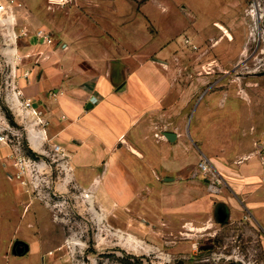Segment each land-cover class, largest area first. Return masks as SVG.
Returning a JSON list of instances; mask_svg holds the SVG:
<instances>
[{
	"label": "rangeland",
	"instance_id": "obj_1",
	"mask_svg": "<svg viewBox=\"0 0 264 264\" xmlns=\"http://www.w3.org/2000/svg\"><path fill=\"white\" fill-rule=\"evenodd\" d=\"M0 1V126L14 139L0 146V250L9 257L0 264H264V189L242 204L223 180L212 190L198 164L193 186L170 185L153 170L156 182L141 183L142 158L129 156L140 141L129 135L121 160L141 187L117 203L111 170L123 184L132 174L112 167L113 150L75 155L52 142L16 104L22 64L9 58L25 16L55 40L67 26L99 33L113 56L102 66L118 82L133 74L135 91L148 71L151 153L168 133L188 134L200 157L207 151L228 166L254 157L264 170V0ZM29 245L48 251L42 262Z\"/></svg>",
	"mask_w": 264,
	"mask_h": 264
},
{
	"label": "crops",
	"instance_id": "obj_2",
	"mask_svg": "<svg viewBox=\"0 0 264 264\" xmlns=\"http://www.w3.org/2000/svg\"><path fill=\"white\" fill-rule=\"evenodd\" d=\"M25 19L15 28L14 46L9 49L12 62L22 64L16 71L15 83L19 91L41 110L42 117L47 121V137L52 142L77 152L75 155L87 149L92 150L93 156L101 157L106 155V151L113 150L115 158L112 159V167L118 169L117 173L126 171L132 174V180L126 179L123 184L111 170L110 183L117 203L132 201L136 194L133 189L141 187L134 181L129 163L121 160L125 153L123 148L119 149V142L123 143L125 139L127 143L134 142L130 141L132 138L140 141L141 152L137 150V154L131 152L129 156L136 158L140 155L142 158L141 183L156 182L153 170L158 177L163 175L164 181L170 185L193 186L189 178L197 172L194 167L204 157L213 164L236 200L247 204L251 202L248 199L254 197V202H258L257 193L264 189V170L254 157L235 166L226 165L224 158L219 159L207 151L200 157L192 137L187 134L188 140H184L180 133H174L177 135L175 140L163 137L158 141L157 149L152 146L153 151L150 152V143L146 141L150 131L148 71L141 70V83L136 84L135 91L132 88L135 86L133 74H129L124 82H118L106 65V68L102 66L103 62L113 57L109 50L102 47L107 38L99 33L96 36L76 35L67 26L62 27L60 38L55 40L49 29L36 31L30 16H25ZM97 26L95 22L94 27ZM47 27H50L49 24ZM41 31L46 38L39 36ZM87 59L93 62L92 66H84L83 61ZM193 137L199 139L198 134H193ZM132 149L135 150L134 147ZM189 204L195 206L197 202ZM27 250L28 256L36 255L41 262L48 252L38 247L33 250L30 245ZM0 259L9 263L6 248L0 250Z\"/></svg>",
	"mask_w": 264,
	"mask_h": 264
},
{
	"label": "built area",
	"instance_id": "obj_3",
	"mask_svg": "<svg viewBox=\"0 0 264 264\" xmlns=\"http://www.w3.org/2000/svg\"><path fill=\"white\" fill-rule=\"evenodd\" d=\"M1 6L2 3L0 1ZM39 36H43L46 38L45 35H43L42 31L39 32ZM50 41V40H49ZM16 104L19 105L20 110L22 109V112L26 115H33L36 118V122L38 124H42L43 126H47V122H45L44 118L42 117V112L38 108L34 106L33 100L30 98L23 97L22 93L20 91L16 92ZM6 131V132H5ZM46 132V131H45ZM14 143V139L11 138L9 132H7L6 127L0 126V144H5L9 147L14 146L12 145ZM60 149V148H59ZM15 155V153H14ZM16 166L20 168V170H23L28 166V162L22 158L20 155L17 156ZM198 170L200 173L208 174L211 178V189L215 192L219 191V185L221 184L222 178L219 176L218 172L216 171L213 164L207 159L202 158L198 164ZM21 175V173L19 174Z\"/></svg>",
	"mask_w": 264,
	"mask_h": 264
},
{
	"label": "water",
	"instance_id": "obj_4",
	"mask_svg": "<svg viewBox=\"0 0 264 264\" xmlns=\"http://www.w3.org/2000/svg\"><path fill=\"white\" fill-rule=\"evenodd\" d=\"M167 137H168L170 140H175L176 137H177V135L174 134V133H168V134H167ZM219 214H220V216H223V215H222V212H220V211H219Z\"/></svg>",
	"mask_w": 264,
	"mask_h": 264
},
{
	"label": "bare ground",
	"instance_id": "obj_5",
	"mask_svg": "<svg viewBox=\"0 0 264 264\" xmlns=\"http://www.w3.org/2000/svg\"><path fill=\"white\" fill-rule=\"evenodd\" d=\"M3 10V8H2V6H1V4H0V11H2ZM87 197H90V194H87L86 195Z\"/></svg>",
	"mask_w": 264,
	"mask_h": 264
},
{
	"label": "flooded vegetation",
	"instance_id": "obj_6",
	"mask_svg": "<svg viewBox=\"0 0 264 264\" xmlns=\"http://www.w3.org/2000/svg\"><path fill=\"white\" fill-rule=\"evenodd\" d=\"M219 211H220V212H222V211H223V209H222V208H219Z\"/></svg>",
	"mask_w": 264,
	"mask_h": 264
},
{
	"label": "trees",
	"instance_id": "obj_7",
	"mask_svg": "<svg viewBox=\"0 0 264 264\" xmlns=\"http://www.w3.org/2000/svg\"><path fill=\"white\" fill-rule=\"evenodd\" d=\"M219 207H220V208H222V209L224 208V206H222V205H221V206H219Z\"/></svg>",
	"mask_w": 264,
	"mask_h": 264
}]
</instances>
